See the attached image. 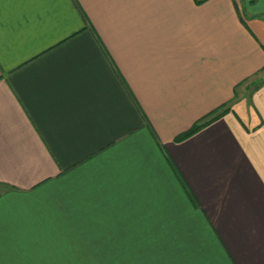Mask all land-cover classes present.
I'll return each mask as SVG.
<instances>
[{
	"label": "crops",
	"instance_id": "1",
	"mask_svg": "<svg viewBox=\"0 0 264 264\" xmlns=\"http://www.w3.org/2000/svg\"><path fill=\"white\" fill-rule=\"evenodd\" d=\"M0 264H264V0H0Z\"/></svg>",
	"mask_w": 264,
	"mask_h": 264
},
{
	"label": "trees",
	"instance_id": "2",
	"mask_svg": "<svg viewBox=\"0 0 264 264\" xmlns=\"http://www.w3.org/2000/svg\"><path fill=\"white\" fill-rule=\"evenodd\" d=\"M224 111L215 112L202 118L199 122L195 123L187 132L175 138L176 142L183 141L200 130L203 126L217 120L223 115Z\"/></svg>",
	"mask_w": 264,
	"mask_h": 264
},
{
	"label": "rangeland",
	"instance_id": "3",
	"mask_svg": "<svg viewBox=\"0 0 264 264\" xmlns=\"http://www.w3.org/2000/svg\"><path fill=\"white\" fill-rule=\"evenodd\" d=\"M82 261V260H81Z\"/></svg>",
	"mask_w": 264,
	"mask_h": 264
}]
</instances>
